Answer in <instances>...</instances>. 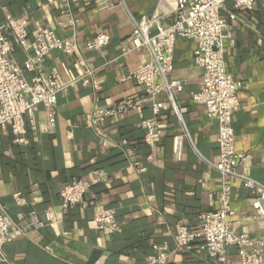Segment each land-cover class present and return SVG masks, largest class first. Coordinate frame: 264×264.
<instances>
[{
  "label": "crops",
  "instance_id": "0c3cea01",
  "mask_svg": "<svg viewBox=\"0 0 264 264\" xmlns=\"http://www.w3.org/2000/svg\"><path fill=\"white\" fill-rule=\"evenodd\" d=\"M47 1L0 0V22L26 17L32 43L40 27L59 38L77 34L80 43L79 55L53 52L43 62L44 72L60 85L73 83L58 96L56 127L50 129L47 109L38 106L25 118L24 142L0 128V205L15 232L5 253L12 264H147L155 245L173 249L181 227L198 230L201 214L220 207L222 180L210 167L220 159L219 123L191 96L200 90L202 77L194 63L195 44L179 40L176 45L171 77L183 90L175 93L177 111L167 94L158 98L165 106L157 149L145 145L141 128V115L153 116L149 106L108 120L101 138L88 125L90 113L144 94V88L127 78L148 55H124L122 50L131 45L132 18L151 17L159 0H124L127 9L113 0L114 6L104 10L94 0ZM256 2L252 12L238 10V19L229 21L232 37L225 50L228 73L242 84V107L233 117L236 149L251 159L241 171L264 184V2ZM232 11L229 1L221 15L228 19ZM100 33L112 37L111 44L87 50ZM12 56L21 66L27 58L19 47ZM88 71L94 76L85 78ZM131 147L135 151L130 157L125 151ZM134 162L145 172H137ZM74 179L92 185L85 202L116 209L119 230L98 229L93 207L62 208L61 189ZM231 185L232 227L264 241V218L252 203L256 192L238 181ZM48 212L56 224H32L33 213L41 220ZM228 254L225 263H218L203 251L175 253L169 264H240L234 248Z\"/></svg>",
  "mask_w": 264,
  "mask_h": 264
},
{
  "label": "built area",
  "instance_id": "2783aa9c",
  "mask_svg": "<svg viewBox=\"0 0 264 264\" xmlns=\"http://www.w3.org/2000/svg\"><path fill=\"white\" fill-rule=\"evenodd\" d=\"M59 1L69 4L71 0ZM229 1L233 2L234 11L229 12L226 19L221 13ZM47 2L53 4L55 0ZM118 2L127 9L124 0ZM94 3L103 10L115 4L113 0H94ZM256 3V0H159L151 17L140 21L132 18L134 27L131 45L123 49L122 53H147L148 58L127 78L144 88V94L119 101L108 108H96L88 116L89 127L102 138V126L108 120L149 106L153 116L146 119L141 115V128L144 131L145 145L152 150L157 149L163 138L159 119L165 106L158 98L163 93L167 94L169 102L177 111L175 93L183 90L181 82L171 77L174 72L176 45L179 40L195 44L194 63L202 71V77L200 90L191 96L194 102L205 108L210 119H217L219 123L220 159L216 164H210V167L221 176L222 189L218 195L220 207L212 213L201 214L198 230L193 231L187 225L181 227L174 237L173 249L167 245H155L154 254L147 264H169L173 254H190L195 250L205 252L218 263H225L231 248L236 250L240 264H264V241L238 232L232 227L230 220L235 215L231 203V183L234 181L256 192L253 207L257 216L264 218V184L241 171L251 159V155L239 153L236 149L233 117L242 107L238 98L242 84L229 75L225 50L232 37L229 21L238 19V10L252 12ZM29 25L26 17H8L5 22H0V128L10 129L18 142H24L23 137L27 132L25 118L32 117L38 106L47 109L50 129L56 127L58 96L73 84L60 85L54 77L45 73V59L53 52L69 56L80 54L77 34L59 38L50 28L40 27L32 43ZM111 41L112 37L108 34L100 33L87 43L86 48L92 52L100 51L108 47ZM14 47H19L27 56L22 66L12 56ZM27 73H32L33 76L28 78ZM94 73L88 71L85 78L94 76ZM134 151L131 147L125 152L131 157ZM133 166L137 172H145L138 162H134ZM91 188L92 185L82 179L67 183L61 189L62 208L69 210L81 205L93 207L96 209L95 223L98 229L119 230L116 209L85 202V196ZM32 215V224L37 227L58 222L51 212L41 220L35 213ZM14 236L12 222L0 205V264H12L7 258L5 247L14 240Z\"/></svg>",
  "mask_w": 264,
  "mask_h": 264
}]
</instances>
